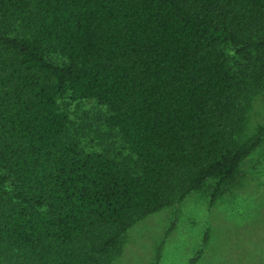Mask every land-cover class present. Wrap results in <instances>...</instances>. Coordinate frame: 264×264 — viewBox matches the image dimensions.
<instances>
[{
	"label": "trees",
	"instance_id": "trees-1",
	"mask_svg": "<svg viewBox=\"0 0 264 264\" xmlns=\"http://www.w3.org/2000/svg\"><path fill=\"white\" fill-rule=\"evenodd\" d=\"M263 81L264 0H0V264H111L209 180L213 205L264 137L237 142ZM65 93L107 108L135 164L80 146Z\"/></svg>",
	"mask_w": 264,
	"mask_h": 264
},
{
	"label": "rangeland",
	"instance_id": "rangeland-1",
	"mask_svg": "<svg viewBox=\"0 0 264 264\" xmlns=\"http://www.w3.org/2000/svg\"><path fill=\"white\" fill-rule=\"evenodd\" d=\"M227 51L236 69L239 64L252 67L254 61L233 46ZM59 102L69 114L68 131L83 149L107 151L135 164L118 130L105 121L104 105L95 99L71 100L69 93ZM240 114L246 118L237 142L248 144L264 125V81L244 98ZM214 184L209 180L203 189L139 219L111 264H264V137L242 161L235 181L210 205ZM200 248L201 256L193 260Z\"/></svg>",
	"mask_w": 264,
	"mask_h": 264
}]
</instances>
